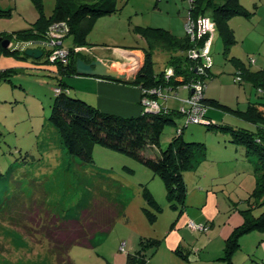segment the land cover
Masks as SVG:
<instances>
[{
  "label": "rangeland",
  "instance_id": "obj_1",
  "mask_svg": "<svg viewBox=\"0 0 264 264\" xmlns=\"http://www.w3.org/2000/svg\"><path fill=\"white\" fill-rule=\"evenodd\" d=\"M42 3L44 15L49 17L55 4ZM116 4L118 10L98 18L86 38L88 48L84 49L98 59L113 61L120 52L136 49L150 52L144 34L149 27L161 28L177 40L188 36L190 0H116ZM0 7L12 9L10 19H0V34L26 30L40 16L34 0H0ZM198 26L200 37L205 36L203 47L208 56L204 61L208 68L206 90L222 102L229 99L237 105L245 92L250 94L252 84L236 81L239 73L233 55L254 68L263 64L255 62L258 54L250 62L247 45L239 38L226 53L212 11L198 17ZM62 35L63 47L72 48L73 37ZM197 38L198 34L195 40L189 35L191 42L201 39ZM12 43L23 53L0 56V264H66L67 260L72 264H127L129 251L142 259L150 253L144 264H208L195 257L205 249V255L223 256L228 238L244 221L243 213L252 204L250 197L256 186L246 148L230 143V136L216 128L189 125L183 132L184 140L203 143L205 154L195 158L193 169L184 172V205L169 200L160 175L125 155L96 146L93 162L84 163L67 152L58 130L48 120L58 79L52 72L36 70L35 66L41 68L36 58L25 55L28 49L44 50L45 46ZM171 57L166 50H154L150 57L153 72L175 78L169 65ZM14 66L22 68L14 72ZM7 70L12 71L10 78L1 73ZM179 91L175 101L165 92L169 106L187 108L188 92ZM220 114L218 125L226 118V113ZM230 118L232 123L239 122ZM182 125L183 117H179L176 125L165 128L161 150L167 149ZM97 203L111 207L112 223L101 229L91 246H75L57 256L58 249L42 230L40 217L47 221L59 215L74 218ZM263 211L254 209L255 217ZM256 234L260 238L255 246L248 235L240 238L234 264L264 263V231ZM143 241L150 244L146 252ZM260 249L263 253L256 255ZM210 264H228V260L220 258Z\"/></svg>",
  "mask_w": 264,
  "mask_h": 264
},
{
  "label": "trees",
  "instance_id": "obj_2",
  "mask_svg": "<svg viewBox=\"0 0 264 264\" xmlns=\"http://www.w3.org/2000/svg\"><path fill=\"white\" fill-rule=\"evenodd\" d=\"M40 12L38 20L30 24L26 30L15 31L12 34H0V56L3 54H16L21 51L18 44L14 46L12 41H20L28 44L45 46L42 49V56L35 60L36 64L43 66H55L58 73L63 78L73 77L76 73V62L78 58L84 59L82 52H76V48H88L86 38L98 18L114 13L118 10L116 0H57L52 15H44L42 0H34ZM158 1V0H157ZM213 12V18L217 25L220 36L225 44L227 53L231 47L237 43L233 29L230 27V19L235 16L250 17L252 12L247 10L240 0H193L190 13L198 20L206 10ZM12 9L0 7V19H10ZM65 24L66 31L63 34L73 37V47L64 48L63 43L58 45L51 40L54 27ZM145 39L150 52H146V60L141 71L132 79L116 80L104 78L111 81L132 83L145 90L156 86L173 87L176 89L183 84H188L192 80L199 79L200 75L196 68L200 64L205 65V59L194 61L188 56L192 49L204 46L205 36L197 42H191L189 36L185 39L177 40L169 32L161 28L149 27L145 30ZM9 40L10 48H5L3 42ZM56 43V44H55ZM58 49L69 52L68 61L64 62L59 58L51 61L50 54ZM154 50H166L172 54L170 67L174 68L175 78H164V72L155 74L151 63V54ZM20 53H23L21 51ZM175 53V54H174ZM26 55V52H25ZM227 55V54H226ZM238 68V73L242 79L249 81L255 88L256 93H264V70L251 72L244 66V63L233 58ZM48 64V65H47ZM207 68V67H206ZM208 69V68H207ZM202 76L204 79L207 76ZM14 72H19L14 68ZM4 78H10L12 71L1 72ZM182 77V80H177ZM63 78H58L57 85L53 88L54 101L49 122L58 130L61 140L67 152L81 159L82 162L90 164L93 162L94 149L101 146L107 150L125 155L134 159L141 165L160 175L165 181L169 200H178L184 205L187 197V186L184 180V172L193 169L196 164L195 158L205 154V145L199 142H187L183 138L184 130L191 124L180 126L175 137L166 150L160 149L161 139L165 128L168 125H176V119L184 116L181 109L172 110L167 107L160 112L143 111L137 117H119L102 113L95 107L87 104L81 99L73 98L70 91L65 88ZM10 81V80H9ZM145 96V93L142 95ZM205 103L209 106L207 118L210 121L208 127H213L230 136V143L244 146L246 148V158L253 167L256 186L251 194V206L244 211V221L242 225L235 228L228 238L227 247L224 249L221 259L228 260V264H233V259L239 247V240L242 236L250 235L256 231H264V211L260 216L255 217L254 209H264V112L258 110L253 102L246 111L231 108L215 99L205 98ZM217 109L224 113L237 116L255 125V130L234 128L228 125H214L209 118L210 109ZM199 125V124H195ZM151 152V153H150ZM150 153V154H149ZM149 154V155H148ZM197 162V160H196ZM97 203L93 208L83 209L74 218L66 219L62 215L57 218L53 216L48 221L45 216L40 217L42 230H46L48 237L57 250V256L67 254L75 246H91L96 235L112 223L110 208ZM38 213V212H36ZM35 213V214H36ZM45 214V213H44ZM16 223L17 221H13ZM108 228H105L107 230ZM145 252L150 244L143 241ZM133 252V251H132ZM127 253V264H144L149 259H142L139 254ZM260 249L256 255L262 254ZM64 254V255H65ZM61 258H58V260ZM66 264H72L67 260ZM264 264V263H263Z\"/></svg>",
  "mask_w": 264,
  "mask_h": 264
},
{
  "label": "crops",
  "instance_id": "obj_3",
  "mask_svg": "<svg viewBox=\"0 0 264 264\" xmlns=\"http://www.w3.org/2000/svg\"><path fill=\"white\" fill-rule=\"evenodd\" d=\"M50 1V3L56 5L57 0H47ZM94 1V0H91ZM241 4L250 12H252V15L250 17L245 16H235L230 19V22L233 24L231 26H234L236 28V33L239 35V40L244 44L247 45V55L248 58L253 59L256 54H258L257 61L262 63L261 66H256L255 68L252 67L251 63L250 65H246L242 58L234 54V58L240 59L244 66L249 69L251 72H258L261 70H264V0H240ZM22 1H20L21 3ZM44 2V0H43ZM44 6V5H43ZM18 7V6H17ZM55 7V6H54ZM208 11V10H207ZM210 11V9H209ZM239 17V20H236ZM242 19V20H241ZM229 22V23H230ZM238 26V27H237ZM234 29V28H233ZM235 30V29H234ZM235 32V31H234ZM236 37V35H235ZM238 38L237 42H238ZM90 49V48H89ZM91 50V49H90ZM93 51V50H91ZM81 54L83 56V60L90 62L93 60V58H96L91 54L90 51L88 52H82ZM99 59L102 62H106L110 65V68L113 70L119 71L122 74L127 75V79L134 78L142 69L144 66L145 60H146V51H142L140 49L131 50V51H122L118 56H116L113 61H105L99 57ZM41 68L34 67L38 71H49L52 72L54 77L56 79L63 78L55 66H43L39 65ZM139 69V71L134 72L135 68ZM12 68H17V70H20L22 67L14 66ZM238 72V69H236ZM65 81V88H67L70 91L71 96H76L78 99L83 100L87 104L95 107L99 111L105 114L113 115V116H119V117H137L143 113V107H142V90L141 87L138 85L132 84V83H125V82H118V81H111L104 78H98L94 76H80L75 75L73 77H67L63 78ZM178 80V79H177ZM244 80V79H242ZM180 81V79H179ZM252 86V85H251ZM186 89L183 86H179L176 89L171 87L168 90H165V92L168 93L169 98H173L172 100L175 101L176 98H179L180 91L179 90ZM187 90V89H186ZM175 91V92H174ZM188 97L190 96V91L187 90ZM166 94V93H165ZM252 94V95H251ZM250 95V98L248 97ZM206 98L207 99H215L222 102L220 100L221 97H218L215 94L209 93L206 90ZM223 99V98H222ZM169 99L163 103L164 107H167L168 109L172 110H178L182 109L178 106H169L168 103ZM179 101V100H177ZM232 101H229V99H223L222 104H225L228 107L231 108H237L241 112L246 111L247 108L251 105H253V102H256L255 106L258 107V110L261 112H264V93H255V88L252 86V90L250 94H247L245 92L244 99H240L239 103L235 105V103H231ZM229 104V105H228ZM220 110L217 109H210L209 111V118L213 121L214 125H218L217 122L220 119ZM226 118L222 119L221 125H228L231 127L242 128L247 130H255V125L249 123L248 121H245L237 116L231 115V114H225ZM229 117H235L239 122L232 123L231 118ZM251 160V159H249ZM215 206L212 207V211L215 212ZM212 214V213H211ZM259 234H250L246 237H251V240L253 242L252 246H255L258 244V241L256 239L260 238L258 236ZM255 237V238H254ZM204 251L201 253L195 254V257L197 258V261L202 262V259H205V263L210 264L213 261L219 260L221 258L220 255H214L213 253L208 252L207 255L204 254ZM203 253V254H202ZM213 254V255H212ZM237 254H235L234 259H236ZM216 256V257H215ZM218 256V257H217ZM219 258V259H216ZM199 259V260H198ZM233 259V260H234ZM234 264V263H233Z\"/></svg>",
  "mask_w": 264,
  "mask_h": 264
},
{
  "label": "built area",
  "instance_id": "obj_4",
  "mask_svg": "<svg viewBox=\"0 0 264 264\" xmlns=\"http://www.w3.org/2000/svg\"><path fill=\"white\" fill-rule=\"evenodd\" d=\"M193 0H190V3L192 4ZM65 24H61L59 26H56L53 28L55 33H52L51 35V40L55 41L58 45H61V42L63 40V32L66 31ZM186 29L188 31V36L191 35L193 40L196 39L197 34L198 38L200 37L199 34V26H198V20H195L193 16L189 15V18L187 19L186 22ZM55 43V44H56ZM86 52V48H76V52H81V51ZM188 56L192 60L200 61V60H207L208 56L204 52V47L200 48H194L188 52ZM69 57V52L64 49H58L54 51L52 54H50L49 59L51 61H54L55 59L59 58L60 60L67 62ZM206 66L200 64L196 68V72L200 75H206ZM171 76V74H168V77ZM166 77L168 80L169 78ZM178 80L180 78H177ZM182 80V79H180ZM237 82H241V76L240 74L237 75L236 77ZM187 90H189L190 96L188 97L187 104L188 107H184L181 109V112L183 113L184 116V121L185 124H199V125H210V121L207 118V113L209 110V106L206 105L205 103V98H206V85L203 81V79H196L192 80L190 83L183 85ZM171 87H163L160 86L159 88H152L149 90H145V92L142 90V94L145 93V96L142 97V107L143 111H150V112H160L164 110L163 103L168 100V96L165 94V90L170 89ZM124 251V249H123Z\"/></svg>",
  "mask_w": 264,
  "mask_h": 264
},
{
  "label": "water",
  "instance_id": "obj_5",
  "mask_svg": "<svg viewBox=\"0 0 264 264\" xmlns=\"http://www.w3.org/2000/svg\"><path fill=\"white\" fill-rule=\"evenodd\" d=\"M2 38H0L1 40ZM5 48L11 47V42L5 40L3 42ZM41 50L28 49L26 55L33 58H40L42 56ZM76 73L80 76H94L98 78H110L116 80H126L127 75L120 73L119 71L110 68V65L106 62H102L98 58H93L90 62H87L81 58H78L76 62Z\"/></svg>",
  "mask_w": 264,
  "mask_h": 264
}]
</instances>
